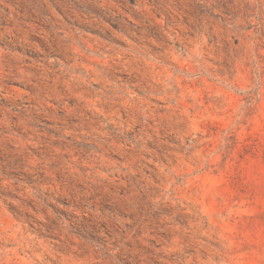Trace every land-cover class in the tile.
Wrapping results in <instances>:
<instances>
[{
	"label": "rangeland",
	"instance_id": "374dc122",
	"mask_svg": "<svg viewBox=\"0 0 264 264\" xmlns=\"http://www.w3.org/2000/svg\"><path fill=\"white\" fill-rule=\"evenodd\" d=\"M0 264H264V0H0Z\"/></svg>",
	"mask_w": 264,
	"mask_h": 264
}]
</instances>
